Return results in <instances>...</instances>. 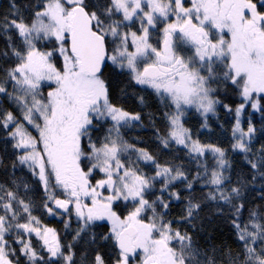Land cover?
<instances>
[{
    "label": "snow or ice",
    "instance_id": "obj_1",
    "mask_svg": "<svg viewBox=\"0 0 264 264\" xmlns=\"http://www.w3.org/2000/svg\"><path fill=\"white\" fill-rule=\"evenodd\" d=\"M148 90L163 163L124 139L145 119L125 104ZM192 109L203 128L231 118L236 156L193 139ZM261 141L264 0H10L0 15V264H264Z\"/></svg>",
    "mask_w": 264,
    "mask_h": 264
},
{
    "label": "trees",
    "instance_id": "obj_2",
    "mask_svg": "<svg viewBox=\"0 0 264 264\" xmlns=\"http://www.w3.org/2000/svg\"><path fill=\"white\" fill-rule=\"evenodd\" d=\"M23 0H17L19 4H22ZM28 0H25L27 3ZM10 0H0V15H3L8 12ZM131 91V90H130ZM151 90L148 92L139 93L146 97V106H139L135 104L132 100H129L125 107L130 111H142L145 114L144 127H135L131 129L124 130V139L127 140L130 144L135 145L136 147L146 148L153 154L157 155L158 159L163 163L166 160L172 158L174 153H169L166 150H161L158 145V141L154 135L155 128L152 126V123L147 118V113H152L156 116V127L161 130V132L166 131V121L163 119L164 108L160 102L153 95H149ZM236 97H233L235 99ZM250 110V109H249ZM256 127H260V114L255 113ZM203 123V118L195 112L194 109L191 110L189 115H186L184 118V124L191 131L193 139H199L201 143L204 144H215L219 147L229 150L232 156H236L235 153H231V144L234 142L232 140V125L233 121L231 118L227 117L223 110H219L216 116L210 117L208 124L209 127L203 128L201 125ZM247 127V124L244 125ZM264 143V141H261ZM259 147V145H257ZM183 156V153L180 154ZM3 159V157H0ZM184 159H187L184 157ZM179 162V161H177ZM3 163L8 166V172H4L3 166H0V182L10 181L12 177L11 169V160L3 159ZM195 166L193 165V170ZM19 175V173H17ZM197 191L194 195H201L199 189L200 185H196ZM261 203L258 197L253 202L251 206ZM184 207L183 202H174L170 212V219L178 218L182 214V209ZM39 215V213H37ZM42 222L48 227L56 228L62 238L63 243L67 244L72 239V232L65 233L63 223L57 219L43 217ZM77 227L75 220L72 223V230H75ZM229 225L223 221H217L215 224L210 226V230L213 231V235L216 237L215 243L217 245L224 243L226 245H232L233 250H235V245L232 243V239L229 238L228 232ZM183 230V228H182ZM97 231H104V229H97ZM107 251V250H106ZM79 262V255L77 257Z\"/></svg>",
    "mask_w": 264,
    "mask_h": 264
},
{
    "label": "rangeland",
    "instance_id": "obj_3",
    "mask_svg": "<svg viewBox=\"0 0 264 264\" xmlns=\"http://www.w3.org/2000/svg\"><path fill=\"white\" fill-rule=\"evenodd\" d=\"M24 3H25V0H23V1H22V4H24ZM249 111H251V109H250ZM184 126L186 127V125H185V124H184ZM186 128H187V127H186Z\"/></svg>",
    "mask_w": 264,
    "mask_h": 264
}]
</instances>
